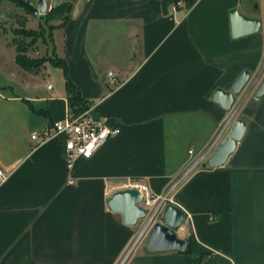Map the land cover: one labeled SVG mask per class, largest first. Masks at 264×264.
I'll return each instance as SVG.
<instances>
[{
    "label": "crops",
    "instance_id": "1",
    "mask_svg": "<svg viewBox=\"0 0 264 264\" xmlns=\"http://www.w3.org/2000/svg\"><path fill=\"white\" fill-rule=\"evenodd\" d=\"M185 2L165 14L162 0H70L69 19L47 37L50 53L92 115L119 134L68 170L63 139H30L67 116L62 70L20 74L30 88L7 98L12 129L0 137V264H116L144 222L122 223L108 209L112 194L143 185L152 210L216 138L231 111L213 94L230 93L246 71L235 107L262 65L264 4ZM233 9L261 19L258 32L233 38ZM263 79L264 70L235 114L244 135L223 166L210 168L208 157L169 196L185 214L175 234L189 252H149L146 235L125 264H194L201 254L198 264H264V91L255 94Z\"/></svg>",
    "mask_w": 264,
    "mask_h": 264
},
{
    "label": "water",
    "instance_id": "2",
    "mask_svg": "<svg viewBox=\"0 0 264 264\" xmlns=\"http://www.w3.org/2000/svg\"><path fill=\"white\" fill-rule=\"evenodd\" d=\"M24 9L33 15H44L48 10V0H39L36 6H31L24 0H16ZM254 8L256 6L254 5ZM231 23V36L233 38L246 37L247 35L256 34L261 26V19L245 17L237 9L231 10L229 13ZM262 65L256 74V77L248 85L247 91L241 99L235 104V96L241 94L242 89L248 84L250 79L249 73L241 72L238 78L234 81L233 88L230 93H225L221 90H216L211 101L222 107L226 111H231L221 130L216 138L208 146L207 150L199 155L190 166L174 181L164 192L165 194L153 205L152 210L144 208L142 204V196L136 189H125L112 194L108 200V209L115 213L121 214L122 223L133 226L139 221H143V225L135 235L131 244L126 248V252L116 264H125L127 259L133 253V250L140 243L144 235L148 236L145 248L149 252L176 251L183 253L187 249L188 241L179 239L175 231L180 228L184 221L185 214L177 206L169 203V196L172 191L186 177L194 171L208 157V166L210 168H218L223 166L229 155L236 149V143L241 140L244 135L245 122L241 119L235 120V114L241 107V104L252 91L251 89L262 78L264 70V57ZM264 89V79L257 87L256 96H261ZM234 107V109H232ZM235 120V122H234ZM225 139L219 144L222 137ZM159 218L158 222L156 219Z\"/></svg>",
    "mask_w": 264,
    "mask_h": 264
},
{
    "label": "rangeland",
    "instance_id": "3",
    "mask_svg": "<svg viewBox=\"0 0 264 264\" xmlns=\"http://www.w3.org/2000/svg\"><path fill=\"white\" fill-rule=\"evenodd\" d=\"M31 6H36L39 0H24ZM255 0H244V3L251 6ZM257 4L261 0H256ZM61 4L71 5L70 0H48V10L44 15H33L23 8L16 6L10 0H4L0 5V137H5L12 129L9 123L10 108L7 106L8 100L12 96H25V90L30 88L29 83L25 85L20 74L27 73L34 76L44 68L50 69L53 66L47 62L48 58L54 61L59 60L50 53L48 43L49 27L54 26L59 21L55 19L56 14H50L51 8L61 6ZM264 4V0H263ZM44 28V29H43ZM30 30L36 33L30 36ZM44 37L43 39H41ZM36 38V39H35ZM34 40V42H33ZM44 42H43V41ZM16 48L23 50L29 69H23L16 64ZM39 64V65H37ZM41 64V65H40ZM22 80V81H21ZM38 80V79H37ZM36 79L31 81L32 86L39 83ZM25 83V84H24ZM9 106V105H8ZM12 110V109H11ZM208 164V161H204ZM173 193V191H172ZM172 195V194H171ZM170 195V196H171ZM144 206V204H141ZM148 209L147 207H145ZM159 218L156 219L158 222ZM146 235L141 239L139 246L145 244Z\"/></svg>",
    "mask_w": 264,
    "mask_h": 264
},
{
    "label": "built area",
    "instance_id": "4",
    "mask_svg": "<svg viewBox=\"0 0 264 264\" xmlns=\"http://www.w3.org/2000/svg\"><path fill=\"white\" fill-rule=\"evenodd\" d=\"M170 8L173 11L176 10L173 6ZM108 78L110 85L113 87L118 86L119 83L111 72H108ZM67 111L68 113L64 121L51 122L44 130L32 134L30 139L35 144L45 142L51 137L63 139V154L66 168L71 170L76 161L92 158L94 152L102 147L110 137L119 134V130L110 128L105 124L104 118L92 115L90 107H87L79 114H75L70 109ZM6 176L4 171L0 169V180L4 181ZM132 189H136L141 194L144 208L153 204V197L148 193L147 187L138 185Z\"/></svg>",
    "mask_w": 264,
    "mask_h": 264
},
{
    "label": "trees",
    "instance_id": "5",
    "mask_svg": "<svg viewBox=\"0 0 264 264\" xmlns=\"http://www.w3.org/2000/svg\"><path fill=\"white\" fill-rule=\"evenodd\" d=\"M16 6H19L23 8L19 3L16 2V0H10ZM186 0H162V8L165 12V14L169 13V9L171 6L175 7L176 9H181V7H185V2ZM4 2V0H0V5ZM182 5V6H181ZM24 9V8H23ZM26 12H28L26 9H24ZM71 10V5H66L61 4V6H58L56 8H51L50 9V14H56L55 19L65 22L66 20L69 19V14ZM29 13V12H28ZM54 28V26L49 27V33L50 31ZM44 29V28H43ZM29 33L32 36L33 34L36 33V30H30ZM48 33V38L50 37ZM42 37L41 39H43ZM36 39V38H35ZM43 41V40H42ZM34 42V40H33ZM24 51L21 49L16 48V64L23 68V69H29L25 57L22 55ZM49 62L53 67L60 68L63 73V83L65 85V97H67V104H68V109L73 111L75 114H79L80 112H83L87 108V103L86 101L80 96L79 91L77 88L74 86V84L70 81L67 75V68L64 60H57L54 61L52 58H48L46 60ZM39 65V64H37ZM41 65V64H40ZM202 164V163H201ZM187 250L185 252H189V249L186 248ZM206 254H201L198 255V257H194L192 259V263L198 264V262H201L204 258H206Z\"/></svg>",
    "mask_w": 264,
    "mask_h": 264
}]
</instances>
